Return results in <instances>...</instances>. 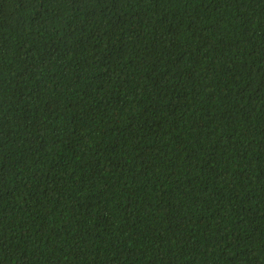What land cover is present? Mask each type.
<instances>
[{
	"label": "trees",
	"instance_id": "trees-1",
	"mask_svg": "<svg viewBox=\"0 0 264 264\" xmlns=\"http://www.w3.org/2000/svg\"><path fill=\"white\" fill-rule=\"evenodd\" d=\"M0 264H264V0H0Z\"/></svg>",
	"mask_w": 264,
	"mask_h": 264
}]
</instances>
